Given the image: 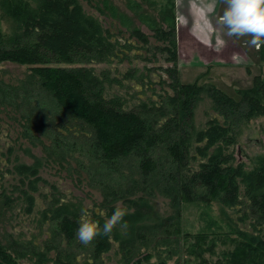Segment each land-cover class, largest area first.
<instances>
[{
    "label": "trees",
    "instance_id": "obj_1",
    "mask_svg": "<svg viewBox=\"0 0 264 264\" xmlns=\"http://www.w3.org/2000/svg\"><path fill=\"white\" fill-rule=\"evenodd\" d=\"M19 10L20 31L0 45V63L27 64L31 74L18 85L0 78V104L5 105L0 109V121L18 130L21 145L25 139L40 146L48 156L46 162L55 158L60 165L70 163L68 157L75 152L89 156L91 168L81 160L77 169L70 165L68 173L78 175L82 185L86 171L89 186L100 191L102 198L96 205L101 212L89 211L101 226L118 204L129 210L124 217L126 228L118 225L110 236H97L85 245L76 232L81 210L87 205L56 196L39 212L38 220L49 224L52 238L40 248L24 242V246L31 244V251L25 247L29 253L40 261L52 258L56 264H104V253L115 248L119 264H143L152 256L150 248L174 250L172 244L180 246L184 240L189 255L204 260L205 251H213L216 242L212 239L206 247L209 234H198L189 242L190 234L181 233L179 213L185 201L216 197L223 210L240 212V221H249L253 229L235 224L241 240L227 264H264V157L250 168L237 162L234 149L241 126L264 114V45L258 49L260 73L252 85L237 89L240 98L236 99L214 85L180 83L175 26L154 27L152 35L135 30L138 47L147 53L154 49V58L158 49L167 51V61L176 65L165 69L172 94H161L160 102L142 100L127 109L130 97L111 94L109 89L115 84L125 86L135 78L136 70L119 75L109 68L96 70L94 64H111L118 57L120 44L98 16L86 11L81 0H41L36 9ZM150 38L164 45H154ZM154 58L143 59L153 62ZM35 87L50 98L49 103L44 98L35 100ZM203 92L213 98L223 120L212 119L199 128L194 117ZM13 151L12 146L9 153ZM36 159L35 165H16L21 176L20 197L29 201L28 212L33 211L38 184L45 181L40 174L43 161ZM158 195L170 199L173 214L157 211L154 199ZM103 212L105 215L100 214ZM51 251L56 253L54 257H50ZM21 252L0 241V264H19L14 256ZM82 253L89 258L84 260Z\"/></svg>",
    "mask_w": 264,
    "mask_h": 264
},
{
    "label": "rangeland",
    "instance_id": "obj_2",
    "mask_svg": "<svg viewBox=\"0 0 264 264\" xmlns=\"http://www.w3.org/2000/svg\"><path fill=\"white\" fill-rule=\"evenodd\" d=\"M40 1L0 0V45L9 43L20 31L21 20L18 19L21 12L19 10L20 7H23L24 10L27 8L33 10L39 7ZM81 1L87 12L98 16L104 22L105 26L110 30L113 40L120 44L119 52L122 53L117 62L113 60L111 64H94L96 70L100 71L104 68H109L113 71V75L124 74L131 69L133 71L136 70L135 78L129 80L125 86L115 84L109 89L111 94L121 93L130 97L129 103L126 104L127 109L135 108V105L142 100L160 102L161 94H166L167 92L172 94V88L168 84L172 83V81L165 69L176 65L167 61L170 56L167 51L158 49L154 58V49L147 53L145 49L138 47L139 41L133 35L135 30L152 35L154 27L170 29L175 26L177 67L180 83L182 84L197 81L198 85H206L205 87L214 85L239 99L240 96L236 92L237 89L252 85L254 76L260 73L259 65L247 67V62L241 61V58L248 60L247 56L242 57L237 52L229 51L223 53L224 65L219 66L213 62L210 63L211 66L207 75L198 77L197 80L196 75L204 71V69H197L198 67L192 69L182 64L184 63L182 59L186 60L188 56H194L195 52L198 51L197 48H191L188 45V49L185 51L187 57L185 53L183 55V52H181L184 50H182L184 41L182 38L179 39L178 36L179 25L184 21L185 17L188 19L189 15L187 4L183 0ZM225 7L226 5L222 2L220 6L221 14ZM14 11H17V13H14ZM235 38L251 54L254 46H249L247 43L251 37ZM150 39L154 45H164L162 42H157L155 38ZM127 45L132 46L127 47ZM219 46L217 43L214 44L210 47V51L216 54L215 49L218 50ZM124 51L126 52L124 53ZM146 56L153 57L154 61H145L143 58ZM61 66L73 67L75 65ZM183 66L184 68H182ZM30 74L31 66L27 64L0 63V78L10 85H18L22 80H26ZM165 80L167 83L164 82ZM35 90L36 96H38L35 100L44 98L49 103L50 98L46 99L44 92L40 91L38 87H35ZM35 100L33 99L34 102ZM4 106L0 104V109H3L1 107ZM11 112L13 114V110ZM0 115H2L1 112ZM216 118L220 121L223 120L215 110L213 98L208 92H203L202 98L195 108V123L197 127L204 128L210 120ZM14 125L18 129V126ZM16 131L18 130H15L14 126L10 127L7 122L0 121V241L6 247L14 245L15 248L22 249L21 255L16 254L14 256L19 264H56L52 258L47 261H40L39 257L29 253L31 244H25L24 246V242H33L39 248L44 247L46 241L52 238V229L49 224H40L38 221L39 212L45 209L49 202L57 196L61 198V201L78 202L82 200L86 205L91 204V209H96L99 213L101 209L96 205V201L99 202L102 196L98 189L89 186L87 182L89 176L86 171L82 173L85 175H83L85 181L82 178V185H79L80 178L78 175L70 176L68 173L70 165L77 169L81 160H85L89 168L92 167L88 159L89 156L86 153L82 155L80 152H75V154L68 157L70 163H63L62 165L55 158L51 159L50 162H46L48 156L42 151V148L40 146H32L25 139L23 140L24 145H21L22 140H17L18 134ZM46 142L52 144L50 140H46ZM12 146L14 151L11 154L9 153V148ZM26 148H30L31 151H26ZM234 149L236 150L237 162H244L250 168L261 157H264V114L252 117L241 126L238 143ZM36 158H40L41 162L43 161L40 167V174L45 181H40L38 184L40 188L38 192L34 193L36 200L33 211L28 212L26 209L29 201L24 196L20 197L22 188L21 176L16 170V165L22 163L35 165L38 160ZM154 204L160 214L166 216L173 214L174 208L168 197L158 195L154 199ZM179 214L182 235L190 234L188 240L189 242H194L196 235L209 234L206 247L213 239L216 242L214 250L205 251L204 260H200L196 254L189 255L187 252L188 244H184L183 240L180 246L172 244V246H175L174 250L173 248L168 250L150 248L149 251L152 256L148 262L143 264H162V261H165L166 264H227L230 252L236 247L237 241L241 240L239 236L237 237L236 230L238 229L236 225L246 230L251 227L249 221H240V212L230 208L223 210L216 197L208 201H185L182 203ZM250 230L253 231L252 228ZM115 251L116 249L114 248L104 253V264H119V256ZM55 254L54 251H51L50 257H54ZM81 257L84 260L89 258L88 256L85 257L83 253Z\"/></svg>",
    "mask_w": 264,
    "mask_h": 264
},
{
    "label": "crops",
    "instance_id": "obj_3",
    "mask_svg": "<svg viewBox=\"0 0 264 264\" xmlns=\"http://www.w3.org/2000/svg\"><path fill=\"white\" fill-rule=\"evenodd\" d=\"M183 2L187 4L189 15L188 19L185 17L184 21L179 25L178 36L179 39L182 38L184 41L182 46V50H184L181 52H183V55L185 53L187 57L185 51L188 49V45H190L191 48H197L198 51L195 52L194 56H188L186 60L182 59V62H184L182 64L192 69H194V67H198L197 69L201 70L204 69V71L196 75V79L207 75L211 66L210 63L213 62L219 66L224 65V52L232 51L239 53L242 57L247 56L248 60L241 58V61L247 62V67L259 65L258 49L254 47L251 54L250 52L248 53L241 45L242 43H240V41L235 37L227 36V30L219 23V18L222 15L220 6L223 0H216L214 11L202 10L204 5L211 3V0H183ZM221 40L224 41L223 44L220 43ZM216 43L220 46L218 50L215 49L216 54H214L213 51H210V47ZM125 52L126 51H124V53ZM117 56L118 57L113 58L115 62L122 56V53L118 51ZM184 66L182 68H184ZM262 69L264 73V65Z\"/></svg>",
    "mask_w": 264,
    "mask_h": 264
},
{
    "label": "clouds",
    "instance_id": "obj_4",
    "mask_svg": "<svg viewBox=\"0 0 264 264\" xmlns=\"http://www.w3.org/2000/svg\"><path fill=\"white\" fill-rule=\"evenodd\" d=\"M223 3L226 7L219 18V23L227 29V36L237 38L250 36L251 39L247 43L256 49L264 45V0H223ZM215 5L216 0H211V3L204 5L202 10L214 11ZM220 43L223 44L224 41L221 40ZM91 207V204L84 207L78 220L76 235L82 244H90L97 236H110L118 225L121 228L127 227L124 217L129 210L122 203L115 207L112 215L104 220L102 226L98 220L92 218L89 211Z\"/></svg>",
    "mask_w": 264,
    "mask_h": 264
}]
</instances>
